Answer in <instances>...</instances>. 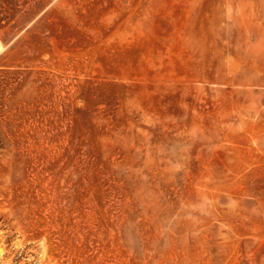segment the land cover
<instances>
[{"label": "rangeland", "instance_id": "obj_1", "mask_svg": "<svg viewBox=\"0 0 264 264\" xmlns=\"http://www.w3.org/2000/svg\"><path fill=\"white\" fill-rule=\"evenodd\" d=\"M0 264H264V0H0Z\"/></svg>", "mask_w": 264, "mask_h": 264}]
</instances>
